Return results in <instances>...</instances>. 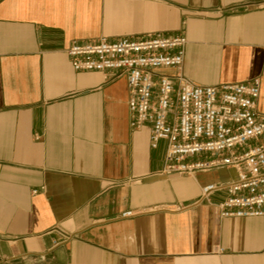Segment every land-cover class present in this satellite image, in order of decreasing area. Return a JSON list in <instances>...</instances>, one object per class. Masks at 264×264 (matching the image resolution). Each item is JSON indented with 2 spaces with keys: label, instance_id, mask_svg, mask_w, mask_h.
Wrapping results in <instances>:
<instances>
[{
  "label": "crops",
  "instance_id": "1",
  "mask_svg": "<svg viewBox=\"0 0 264 264\" xmlns=\"http://www.w3.org/2000/svg\"><path fill=\"white\" fill-rule=\"evenodd\" d=\"M147 33L185 36L194 84L260 78L264 116V0H0V264H264V217H220L223 192L194 203L234 171L161 174L125 78L65 54ZM132 208L154 210L120 218Z\"/></svg>",
  "mask_w": 264,
  "mask_h": 264
},
{
  "label": "built area",
  "instance_id": "2",
  "mask_svg": "<svg viewBox=\"0 0 264 264\" xmlns=\"http://www.w3.org/2000/svg\"><path fill=\"white\" fill-rule=\"evenodd\" d=\"M186 44L182 34L101 36L73 42L65 54L75 71L125 78L130 129L149 125V147L165 144L161 174L193 177L222 168L234 171L232 179L201 185L194 203L210 202L211 195L223 192L216 203L220 217H264V116L256 111L260 78L194 84L182 75ZM183 208L178 203L156 209ZM147 210L154 209L132 208L119 216L131 218ZM66 238L61 235L53 246Z\"/></svg>",
  "mask_w": 264,
  "mask_h": 264
}]
</instances>
